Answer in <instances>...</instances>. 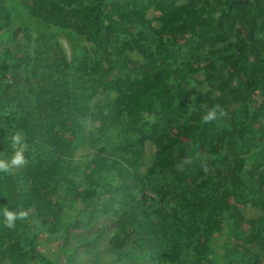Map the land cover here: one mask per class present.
<instances>
[{
  "label": "trees",
  "instance_id": "16d2710c",
  "mask_svg": "<svg viewBox=\"0 0 264 264\" xmlns=\"http://www.w3.org/2000/svg\"><path fill=\"white\" fill-rule=\"evenodd\" d=\"M151 1L158 32L130 0H0V160L10 164L0 171V246L9 244L0 264H60L39 251L40 233L60 240L61 264L108 233L114 258L92 264L259 260L245 245L264 244L261 220L239 208L255 192L239 177L264 165V0ZM128 41L140 59L122 55ZM122 67L140 89L121 82ZM98 88L121 98L96 103L104 119L88 139L86 96ZM216 104L224 115L205 124ZM21 130L27 164L11 166ZM145 138L155 151L140 178L132 161ZM185 170L203 174L198 186L175 185ZM6 209L28 217L10 229Z\"/></svg>",
  "mask_w": 264,
  "mask_h": 264
},
{
  "label": "rangeland",
  "instance_id": "374dc122",
  "mask_svg": "<svg viewBox=\"0 0 264 264\" xmlns=\"http://www.w3.org/2000/svg\"><path fill=\"white\" fill-rule=\"evenodd\" d=\"M131 4H136L137 6L140 5L139 13L144 18V22L146 23V26H148L149 29L153 31H159L160 29V23H158L156 16H157V10H155V4L152 3L151 0H130ZM177 4H181L184 0H176ZM131 46L127 48L125 45L121 49V53L124 56L130 57L132 60H138L140 59V56L138 55L139 52L136 50V46L134 45L133 41H128ZM86 46L89 43H85ZM218 46H221V43L218 44ZM60 47L63 51L68 52V46L65 40H60ZM128 69H125L122 67L121 74L119 75L121 82L124 84L129 83L133 86L135 89H140L143 84V80L140 79L136 74L133 72L128 73ZM201 92L203 96L209 95L210 90L209 88L202 89ZM197 97V95H193ZM121 98L120 92L118 90L114 89H102L98 88L95 91H92L86 96V104L88 106V112L83 118L82 125L84 130L86 131V135L88 139L95 137L97 131H99L103 122V117L95 116L96 115V109L94 110V106L96 103H100L101 107L105 106L106 103L109 101H115L119 100ZM189 101H192L191 96L187 97ZM254 103L256 106L258 105L259 99L255 95L253 96ZM113 105V104H112ZM115 112L112 111V113H109L107 118H111ZM101 131V130H100ZM88 142L84 143V145L79 146L71 151V158L73 160L80 161L82 159L83 155H86L89 152V148L87 147ZM12 144V142H11ZM139 147V146H138ZM142 150V154L136 155L134 158V161H132V169L135 171V173L141 178L143 176H147V173L149 172L153 153L155 151V144L151 141L150 138H145L143 141H141V146L139 147ZM29 149L26 147V150ZM17 150V149H15ZM31 158H33L32 154L28 155ZM27 164V159L25 158V163L22 165H19L17 167H22L23 165ZM200 168V167H199ZM198 168V169H199ZM182 171V170H181ZM186 173L180 172L177 182L175 185L178 188H187V187H195L199 185V182L201 181V178L203 177V174H197L194 175V170L188 173L187 170H185ZM193 177L192 181H190L191 177ZM190 181V182H188ZM239 181H245L246 185L251 188L255 192V195L260 192V194L264 193V165L259 169L255 170L251 167V165L246 164L245 168L242 172V174L239 177ZM255 195H253V198L251 201H247L246 203H240L239 208L246 220L254 221L255 219L261 220V226L260 231L261 235L264 238V203L261 205H256L254 203ZM129 203L134 204L138 200V195H128ZM251 199V196L248 198ZM264 197L261 199V201L264 202ZM111 237V233H108L103 239H100L95 245L92 247L79 252L72 256L71 263L70 264H92L90 261V258L92 255H95L99 257L100 261L102 263H107L111 261L115 254L114 251L109 247V238ZM8 245L6 246H0V261L4 263H8L5 255L3 254L4 249H8ZM37 245L39 248V251L42 253V255L47 258L48 260L52 262L60 263L63 262V256L61 253V243L60 240L57 238H54L52 236L45 235L43 233H40L37 238ZM247 249H251L253 253H257L259 256V260L256 264H264V244H262V240L259 243H252L245 245ZM33 264V263H29Z\"/></svg>",
  "mask_w": 264,
  "mask_h": 264
},
{
  "label": "clouds",
  "instance_id": "9594fccd",
  "mask_svg": "<svg viewBox=\"0 0 264 264\" xmlns=\"http://www.w3.org/2000/svg\"><path fill=\"white\" fill-rule=\"evenodd\" d=\"M191 99L194 101L196 99L195 96H192ZM218 114L220 116L224 115L223 110L219 104L212 106L211 108L207 109L206 112L202 115V120L205 124L212 122L213 120L217 119ZM12 146L15 151L14 156L11 160V166H19L25 163V155L24 152L26 150V135L23 131H17L11 137ZM10 170V164L4 160H0V171L7 172ZM207 171V168H205ZM5 217V225L8 228H14L15 222L19 220H25L28 217V212L26 210L14 211V210H5L4 211Z\"/></svg>",
  "mask_w": 264,
  "mask_h": 264
}]
</instances>
